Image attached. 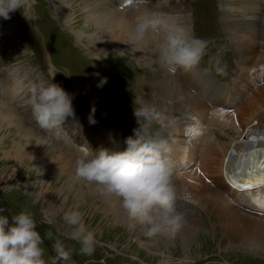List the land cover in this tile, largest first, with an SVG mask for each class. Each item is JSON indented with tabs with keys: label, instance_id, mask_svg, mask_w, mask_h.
<instances>
[{
	"label": "rangeland",
	"instance_id": "1",
	"mask_svg": "<svg viewBox=\"0 0 264 264\" xmlns=\"http://www.w3.org/2000/svg\"><path fill=\"white\" fill-rule=\"evenodd\" d=\"M91 2L90 8L97 9L96 14L120 7L129 14H141L147 8L148 18L177 27L185 24L186 30L191 27L192 35L213 39L214 46H210L197 67L172 73L158 63L157 45L141 52L132 45L121 53L89 51L90 36L102 34L94 28H80L92 13L77 0H35L31 7L9 13L10 19L0 17V104L12 108L15 116L13 134L5 131L7 125L0 127V140L13 135V143L23 146L17 134L28 137V146L19 156L26 160L25 165H21V159L7 163L0 158V208L5 209L0 215L8 216L11 225L13 214L30 210L42 236L52 231L54 237L71 248V259L58 264H157L161 253L169 255L172 264H264V245L250 250L231 248L218 227H207L208 217L201 216L194 203L214 191L226 196L231 204L237 200L242 213L263 220L264 209L257 203L261 193L252 187L254 181L251 183L250 179L254 167L264 162V44L259 41L251 53L244 55L235 40L241 35L245 38L249 23L257 32L262 31L264 1L257 9L256 0L243 4L242 0H124L118 6L110 0ZM61 6L67 11L62 12ZM78 17L80 21H74L76 31L67 29L64 24ZM227 19L230 26L226 25ZM225 67L226 74L217 71ZM164 75L171 78L169 89L176 97H172L176 108L194 106L186 94L189 91L201 100L204 109L196 111L193 107L188 114L172 115L166 131L151 127L171 147L167 155L174 169L175 207L183 213L184 222L174 237H149L140 226L129 229L119 202L103 195L96 184L77 178L75 160L79 146L87 145L93 152L101 147L125 150V139L140 127L134 108L148 104L156 109ZM111 76L117 78L119 92L130 105L127 110L126 103L121 100L124 105L119 106L118 99L110 93ZM189 77L195 80L187 84ZM104 78L107 83L98 87ZM39 80L59 84L72 97L75 117H68L59 128L41 129L34 121L29 87ZM205 80L217 91L214 98L209 91L204 94L208 88L203 86ZM157 91L159 94L153 99ZM161 114L163 118L154 121L165 122L169 114ZM90 115L94 124L89 122ZM176 127L183 133L180 143L173 139L172 129ZM202 133L204 141L199 136ZM45 144L56 147L62 157L57 161L56 154ZM225 186L233 187L239 194L227 196ZM72 209L83 214L84 223L96 235L97 245L91 256L79 254L80 244L67 239L71 228L62 217ZM186 225L201 233L196 231L190 238ZM44 243V258L50 264L54 256L52 241L45 239Z\"/></svg>",
	"mask_w": 264,
	"mask_h": 264
},
{
	"label": "clouds",
	"instance_id": "2",
	"mask_svg": "<svg viewBox=\"0 0 264 264\" xmlns=\"http://www.w3.org/2000/svg\"><path fill=\"white\" fill-rule=\"evenodd\" d=\"M34 2L0 0V17L10 19L9 13L31 7ZM134 32L137 41H143L149 33L159 34L157 61L172 73L197 67L210 46H214L211 38L196 37L184 28L147 16L136 17ZM217 71L226 74V67ZM106 83L107 78H104L98 87ZM29 92L32 115L41 129L59 128L68 117H75L72 97L59 84L39 80L31 83ZM94 113L95 107L92 108ZM134 115L140 127L133 129V135L125 139V150L111 151L101 147L93 152L87 145L79 146L76 176L96 184L103 195L119 202L130 230L140 226L149 237H174L183 225L184 215L175 207L174 169L167 155L171 147L159 132L151 131L153 121L163 117L148 104L134 108ZM89 122H96L93 115L89 116ZM3 211L5 209L0 208V212ZM62 218L71 228L67 239L80 244L79 254L93 255L96 235L84 223L83 214L72 209ZM11 220L10 225L9 217L0 215V264H49L44 258L45 239L52 241L54 256L50 264L71 259L72 250L63 240L54 237L52 231L45 232L44 236L37 231L34 214L27 208L13 214ZM157 264H172L171 257L161 253Z\"/></svg>",
	"mask_w": 264,
	"mask_h": 264
},
{
	"label": "bare ground",
	"instance_id": "3",
	"mask_svg": "<svg viewBox=\"0 0 264 264\" xmlns=\"http://www.w3.org/2000/svg\"><path fill=\"white\" fill-rule=\"evenodd\" d=\"M91 1L90 0H79V1L77 0L78 4L81 7H89V8H90V5L92 3ZM148 1H150V0H148ZM247 1L249 2V0H242V4L246 3ZM256 1L259 4L257 3V6L255 7V9H257V7L260 5V3L264 0H256ZM110 2L115 3L118 6V5L122 4L124 2V0H110ZM95 3H97V2H95ZM146 4H148V3L146 2ZM151 4H152V6H154L153 3H151ZM95 7H97V6H95ZM100 7H102V5ZM82 9H84V8H82ZM252 9H254V8H252ZM77 10H81V9L79 8ZM77 10L73 11L75 13V15H76ZM61 11L66 12L67 8H65L64 6H61ZM94 11H97V9H92V8L89 9V12H91L92 14H89L86 17L87 20L84 21V24L82 25V27H80L84 30L94 28L102 34V35L93 34L90 36L91 40L88 41L89 43L87 44V49L89 51L90 50H97L99 52V50H113V51H118L121 53V52L127 50V47L132 45V47L136 51L141 52V50L142 51L149 50V47L152 45L158 46L159 34L149 33L145 36L143 41H137L135 39L134 29H135L136 17H138V15L146 16L147 15L146 13H149V10L147 8L142 9L141 14L139 13V11H132L131 14H129L128 12H126L125 8H121V7L116 8V9H112V10L109 9L108 11H105V12L104 11L100 12V10H99L98 11L99 13H97V14ZM55 17H57V19H60L59 16H55ZM228 18H230V17H228ZM72 19H73V22L65 23L64 25L67 26V29L70 27V30L74 29L73 31H76L74 28L76 26L74 21L75 20L80 21V18L78 17L76 19L75 18H72ZM232 19H234V18H232ZM229 21H228V19L226 21L227 22L226 25H228V26H230V24H231V23H229ZM183 22H185L184 18H183ZM249 24L247 25V27L245 26L247 28V29H245V31H246L245 32L246 33L245 38H243V36L241 35V36L236 37V40H235V42L237 43V46L239 45L238 49H239L240 53H243L244 55L247 53H251L254 50L256 44L261 43L262 41L264 44V27H262L261 32H257L251 26L252 23H251V25H249ZM180 27L186 29L187 26L185 27V24H183V26H180ZM187 31H189L191 33V27H189V29L187 28ZM259 41H261V42H259ZM92 54H93V52H92ZM80 57H83V56H80ZM164 76H165L164 81L161 83V86L159 85L162 89V93L159 96L157 104L155 107L160 113H165V114L168 113L169 116L166 117V119H164V120H166L165 122L164 121H159V122L153 121V124H152L155 127V129L159 130L160 132L166 131V129L168 128V122L172 118V115H174L176 113H180L183 115L188 114L190 110H193V107H195L196 111H198V110L202 111V109H204L201 100L198 97H196L195 95H191L192 93H190L189 91H186V94L189 95L191 97V99L194 101L193 102L194 106H191L190 104H185L180 109L176 108L175 104L173 103L174 101L172 100V97H174L172 90L169 89L171 78L167 77L169 75H167V76L164 75ZM113 77L114 76L109 77V83L111 85V87L109 88L110 93L113 97L116 98V100L118 99L117 102H119L118 103L119 106L122 103V102H120L121 100L124 103H126V110H127L130 105L129 104L127 105V101L120 94L119 89H118V85H120V84L118 83V81H117L118 84H117V88H116L117 89L116 93L111 92V88L114 85L110 82V79ZM194 80H195V78L189 77L187 79V84L192 83ZM204 83H206V84H204ZM181 84L183 85V83H181ZM203 86L208 87L205 89L204 94L208 93V91H209L210 96L211 97L213 96V98H214L217 91L215 89L212 90V87L209 84H207V80H205V82H203ZM196 91H198V90H196ZM158 94H159V91L155 92L152 95V98L156 99ZM211 97H209L208 99H212ZM174 98H176V97H174ZM120 108L122 109V107H120ZM123 109H125V108H123ZM121 111H123V110H121ZM13 117H15V116H13L12 108H8V106L5 104H0V127L7 125L5 127V131H10V134H13V123H14ZM18 119H20V118H18ZM15 126L20 127L19 125L17 126V124H15ZM16 130H19V129L16 128ZM172 131H173L172 134L174 136L173 137L174 141H176V143L182 142L183 141V133H182L181 128L176 127L175 130L172 129ZM188 131H191V130H188ZM185 133H187V132H185ZM187 135H188V133H187ZM12 136L11 137L7 136V137H4V140H3V138L0 140V144L2 145V148L0 149V158H1V160L5 161V162L10 161V160L18 161V159H21V165H25L27 163L26 160L24 158H19V156L21 155L20 152L23 150V148L28 146L27 145L28 144V139H27L28 137L21 135V134H17V136L23 141V143H22L23 146H20V145H15L13 143V137ZM199 136H200L201 140H203V141L206 140V137L203 133L199 134ZM45 145L49 146L50 151L56 154L54 156V158H56L58 161L60 159L61 155L58 154L59 152L56 149V147H54L52 144L51 145L45 144ZM95 146H96V144H95ZM183 146H185V145H183ZM94 150H95V148H94ZM97 150H98V148H97ZM25 151L27 152V148L25 149ZM68 159L69 158H67V160ZM63 160H65V159H63ZM52 161H53V159H52ZM7 163H9V162H7ZM62 163H64V162H62ZM28 165H30V164H27L26 166H28ZM63 167H64V164H63ZM254 168L256 170H255V173L252 175V178L250 179V181H251V183L254 181L252 183V185H254V186H252V187L259 189V193H261V195L259 196L260 198L257 201V203H258V206H260L262 209H264V207L261 206V203H264V162L260 163L258 166H255ZM228 183H230V182H228ZM216 184L220 185L221 181L219 179H216ZM224 184H227V183L225 182ZM240 185H243V182H241ZM237 186H239V185H237ZM223 191H224V193L227 194V196L232 195V194H239V191L235 190L231 186H225L223 188ZM211 193H213V194L204 195L200 200H198V201L196 200L197 202L196 201L194 202L196 209L200 213V215L201 216L204 215V216H206V218L208 217V220H209V223H207L208 228L211 227L212 229L215 230L218 227L220 229L221 233L226 237V241L229 243L231 248L232 247L246 248V249L250 250L251 248L254 249L253 248L254 246L257 247V245H264L263 244L264 243V214H263V218H262L263 220H261V218H259V220H256V218H253V216H251V214L249 215V214H246L247 212H244V213L241 212V208L237 205V204H239L237 200L232 202V204H231L229 202L230 200L225 199L226 196H224L222 194H220V195L216 194V193H214V191H211ZM245 193H247V192H245ZM248 194H251V193H248ZM232 196L236 197L235 195H232ZM185 227H186V230H188V232H189L190 238L193 237V234L196 231L199 234L201 233L198 231V229H195L194 227H189L188 225H186Z\"/></svg>",
	"mask_w": 264,
	"mask_h": 264
},
{
	"label": "water",
	"instance_id": "4",
	"mask_svg": "<svg viewBox=\"0 0 264 264\" xmlns=\"http://www.w3.org/2000/svg\"><path fill=\"white\" fill-rule=\"evenodd\" d=\"M117 81H118V80H117V78H115V77H113V78L110 79V82L113 83L114 86H117V84H118ZM116 90H117L116 87H112V88H111L112 93H115ZM123 105H124V103L122 102V103L120 104V106H123Z\"/></svg>",
	"mask_w": 264,
	"mask_h": 264
},
{
	"label": "snow or ice",
	"instance_id": "5",
	"mask_svg": "<svg viewBox=\"0 0 264 264\" xmlns=\"http://www.w3.org/2000/svg\"><path fill=\"white\" fill-rule=\"evenodd\" d=\"M261 206L264 207V203H261Z\"/></svg>",
	"mask_w": 264,
	"mask_h": 264
}]
</instances>
